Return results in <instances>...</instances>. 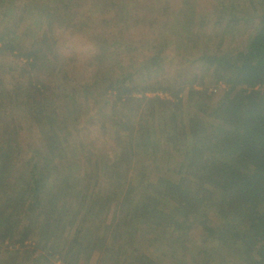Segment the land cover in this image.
<instances>
[{"label":"trees","instance_id":"trees-1","mask_svg":"<svg viewBox=\"0 0 264 264\" xmlns=\"http://www.w3.org/2000/svg\"><path fill=\"white\" fill-rule=\"evenodd\" d=\"M6 1L0 0V6ZM258 2L261 14L245 47L231 54L204 53L199 57L203 71L195 82L200 89L191 86L186 92L185 126L177 119L183 106L184 85H163L157 80V54L141 60L138 70L142 76L126 71L96 81L101 85L98 96L104 97L99 113L121 139L118 146L122 152L110 163L102 161L99 152L85 147L75 134L62 133L47 117L48 104L55 105L54 98H59L62 103L58 108L61 106L66 117L73 119L71 114H77V107H84L89 98L88 81L55 94L42 77V68L45 71L50 64V60L43 59L46 52L51 53L49 48L46 52L37 46L10 48L16 60L25 61L19 63L20 76L28 79L25 86L17 82L13 95L31 92L29 129L37 143L26 161L22 184L12 192L16 174L11 153L18 154L19 149L8 145L7 140L0 141V247L6 244L24 248L28 239H34L35 247L48 256L58 255L62 264H72L73 255L86 250L88 255L109 254L105 242L111 228L119 239L125 234L128 244L140 234L170 230L176 237L167 242L165 264H197L223 251L250 264H264V0ZM55 3H61L62 8L53 6ZM64 4L65 0H46L36 7L33 1L22 12L33 15L42 11V20L48 25L59 15V24L68 27V19L76 13L65 15ZM227 11L232 14L233 7ZM228 21L233 24L253 19L232 16ZM180 26L189 33L188 25ZM9 35V31L1 34V51L9 46L10 41H5ZM210 70L216 73V84L225 86L215 103H211V94L203 83L204 74ZM1 82L0 77V97L6 94ZM160 92L168 98L147 96ZM51 97L54 102L48 103ZM118 104L120 117L115 114ZM1 110L7 111L0 106ZM106 110L111 117H106ZM155 123L162 125L160 133L172 146L171 152L165 151L162 136L153 127ZM8 131L0 124V135ZM133 159V181L126 187ZM148 159L158 161L175 175L185 174L189 186L182 179L175 183L158 178L144 184L139 202L132 204L145 180ZM109 171L118 189V219L115 215L110 221L104 197ZM205 209L212 211L218 223L202 214ZM24 222L27 225L20 229ZM196 225L211 248L189 239L188 231ZM91 230L97 231L96 239H91ZM127 243L123 255L130 258L131 264H151ZM12 254L16 255V250ZM101 264L121 263L114 259L110 263L101 260Z\"/></svg>","mask_w":264,"mask_h":264},{"label":"rangeland","instance_id":"rangeland-1","mask_svg":"<svg viewBox=\"0 0 264 264\" xmlns=\"http://www.w3.org/2000/svg\"><path fill=\"white\" fill-rule=\"evenodd\" d=\"M33 1L35 6L39 7L46 0H36V2L35 0H8L0 6V36L2 33L10 32L8 39H5L7 42L10 41L9 46L0 50V77L2 89L6 92L0 97V106L7 110L0 111V124L9 130L8 133L0 135V141L7 140L8 145L19 149L18 154L16 151L11 153L16 174L12 183V192L22 184V178L28 168L26 161L31 157L32 149L37 142L29 129L31 92H21L17 97L13 95L17 82L25 86L28 79L26 75L22 78L20 76L19 63L22 65L25 61L24 59L16 60L10 48L37 46L45 52L49 48L51 53L46 52L43 59L50 60V64H47L48 68L45 71L42 68V77L53 87L55 94L59 91L64 92L70 85L88 81L89 98L84 107L83 104L77 107V114H71L73 119L66 117L64 111L60 110L61 106L58 108L62 102L54 97H51L48 103L55 101L56 104L53 105L54 107L48 104L47 117L50 123L58 125L62 133L75 134L85 147L93 152H99L102 161L110 163L122 152L118 146L121 139L116 136L99 113L104 97L98 96L100 91L98 87L101 85L96 81L103 76H115L118 72L126 71L133 72L135 77L142 76L138 70L141 60L157 54L159 56L157 80L163 85L169 84L175 87L184 85V92L181 94L183 106L177 114V119L185 126L188 113L184 103L186 92L191 86L197 90L200 89L195 82L196 77L203 71L199 57L204 53L231 54L245 47L249 33L257 24L255 19L262 10L258 0H65L64 5H67V9H64V14H70L73 11L76 13L70 16L68 19L70 25L65 27L59 24L58 14L52 18L51 25L42 20V11L33 15L24 14L25 7L31 5ZM53 6L62 8L61 3H55ZM229 7H233V15L227 13ZM9 11H11L10 14H8ZM232 16L235 18L242 16L245 19L252 17L254 22L237 21L238 23L228 24ZM181 24L188 25V34L182 30ZM203 83L211 94V103L219 101L224 87L216 88L219 85L216 84V73L213 70L204 74ZM214 88L217 90L212 94L210 91ZM163 94L160 92V94L153 93L147 96L161 98ZM166 96L162 99H167L168 95ZM32 109L35 111L34 105ZM120 112L118 104L115 109L116 117H120ZM111 115L107 112L106 117ZM38 126L42 131L41 125ZM153 127L162 136L165 151L171 152L172 146L166 140L164 133H160L162 125L155 123ZM2 157L0 156V159ZM134 161L133 159L129 165L131 173H129L126 187L133 181ZM145 164V180L137 189L138 196L132 198L134 201L132 204L139 202V195L142 193L144 184L153 183L158 178L175 183L182 179L183 183L189 186L190 179L185 174L175 175L158 161L152 162L148 159ZM110 171L104 181V197H107L109 221L115 215L117 218L118 210V204L116 205L118 189L109 178ZM81 172L84 173L85 169L82 168ZM131 206L130 210H132ZM202 214L212 222L218 223L212 211L205 209ZM26 225L24 222L20 229ZM155 234L144 236L140 234L128 244L125 234H122L119 239L116 237V231L111 228L105 242L109 248V254L90 252L88 255L86 250L79 256L73 255L74 259L71 262L72 264H101V260L110 263L117 259L121 264H131L130 258L123 255V249L127 243L130 249L151 264H165L163 254L169 251L167 242L174 240L176 234L170 230ZM96 235L97 231L91 230L92 240L96 239ZM188 237L197 245L212 247L199 225L188 231ZM34 244V239H28L24 248L1 245L0 264H62L58 255L48 256ZM15 250L17 254L13 255ZM197 264L250 263L223 251L216 254L212 260L200 259Z\"/></svg>","mask_w":264,"mask_h":264},{"label":"built area","instance_id":"built-area-1","mask_svg":"<svg viewBox=\"0 0 264 264\" xmlns=\"http://www.w3.org/2000/svg\"><path fill=\"white\" fill-rule=\"evenodd\" d=\"M220 87H224L223 89H225V86L224 85H219L218 87H216V88H220ZM216 88H214L213 90H212V92H215L217 89ZM160 94V93H159ZM160 96V95H159ZM163 96L164 97H167L166 96V94H163L162 96H161V98H163Z\"/></svg>","mask_w":264,"mask_h":264}]
</instances>
